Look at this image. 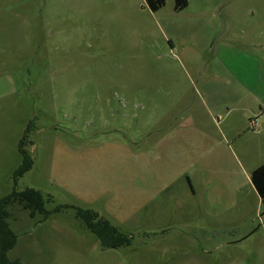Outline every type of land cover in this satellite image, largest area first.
Masks as SVG:
<instances>
[{
  "label": "rangeland",
  "instance_id": "rangeland-1",
  "mask_svg": "<svg viewBox=\"0 0 264 264\" xmlns=\"http://www.w3.org/2000/svg\"><path fill=\"white\" fill-rule=\"evenodd\" d=\"M174 7L175 0L156 12L147 0H0V199L14 188L19 142L32 121L26 149L34 165L16 189L40 190L48 211L10 206V260L264 264V203L252 192L229 210L212 208L211 234L183 221L186 177L201 175L200 161L233 151L246 170L264 163V128L248 122L232 131L230 150L218 143L226 126H215L201 99L227 40L242 38L251 49L264 41L263 27L231 30L228 12L264 19V0ZM77 208L108 219L131 244L104 249Z\"/></svg>",
  "mask_w": 264,
  "mask_h": 264
},
{
  "label": "crops",
  "instance_id": "crops-1",
  "mask_svg": "<svg viewBox=\"0 0 264 264\" xmlns=\"http://www.w3.org/2000/svg\"><path fill=\"white\" fill-rule=\"evenodd\" d=\"M262 17V14L231 10L227 14V25L231 30H239L243 34L247 26L264 28V19H260ZM227 41L231 43L221 47L222 55L219 51L216 53V57L219 55L220 57L215 58L218 65L215 64L211 69L212 85L201 93V99L203 102L204 100L210 102L211 107L206 104V108L215 126L217 128L226 126L228 133L225 135L222 132L218 143L226 145L231 150V140L236 138L232 131L245 128L248 122L258 123L260 128H264V41H258L254 49L246 45L242 38ZM213 83L225 85L223 86L225 89ZM206 86L207 84L203 83V89H206ZM229 87L233 89L230 90ZM231 152L230 155L200 161L204 169L201 175L197 174L195 178L192 175L186 177L188 188L184 189L191 200V206L185 208L187 212L186 217H183L185 226L206 227L207 233L211 234L216 224L210 223L207 216L212 212V208H215L213 211L219 208L226 210L233 208L239 195L244 194V191L252 192L258 201L263 203L252 183L251 174L264 163L246 170L240 158ZM212 166L216 167V171L207 170ZM196 197L199 198V202L195 200Z\"/></svg>",
  "mask_w": 264,
  "mask_h": 264
},
{
  "label": "trees",
  "instance_id": "trees-1",
  "mask_svg": "<svg viewBox=\"0 0 264 264\" xmlns=\"http://www.w3.org/2000/svg\"><path fill=\"white\" fill-rule=\"evenodd\" d=\"M153 12L158 11L165 5L166 0H147ZM188 6V0H175V11L181 12ZM34 129L32 121L27 125L25 135L19 142V152L22 160L19 167L13 174L14 188L11 193L0 199V264H21L17 260H10L8 253L15 247L17 235L10 228L8 219L10 217L9 208L13 203H20L25 209L33 213L48 214L46 210V199L40 190L26 188L22 191L16 189L17 182L34 165L32 155L26 149L30 142L29 134ZM251 180L264 203V165L257 167L251 174ZM78 215L82 218L87 228L95 234L104 249H118L129 246L132 236L126 234L121 228L111 223L108 219L100 216L90 209L77 208Z\"/></svg>",
  "mask_w": 264,
  "mask_h": 264
},
{
  "label": "built area",
  "instance_id": "built-area-1",
  "mask_svg": "<svg viewBox=\"0 0 264 264\" xmlns=\"http://www.w3.org/2000/svg\"><path fill=\"white\" fill-rule=\"evenodd\" d=\"M252 126H256L254 122H252Z\"/></svg>",
  "mask_w": 264,
  "mask_h": 264
}]
</instances>
